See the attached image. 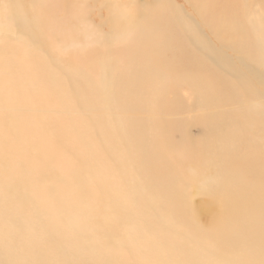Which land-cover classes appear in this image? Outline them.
Masks as SVG:
<instances>
[{
    "label": "bare ground",
    "instance_id": "1",
    "mask_svg": "<svg viewBox=\"0 0 264 264\" xmlns=\"http://www.w3.org/2000/svg\"><path fill=\"white\" fill-rule=\"evenodd\" d=\"M161 1L143 0L139 3L140 9L150 4V10L145 11L144 17H155L151 30L144 29V23L143 28L119 34L129 21L125 17L126 11H119L117 7L116 11L109 10L111 20L117 19L112 36L104 35L108 47L96 53L94 78L93 74L89 75L90 70L86 73L81 68L72 67L68 60L73 59L69 57L66 62L70 69L65 74L49 73L52 67L61 69L63 55L57 46L59 41L52 37L51 26L46 20L51 12L48 4L40 6L29 2L26 7L28 1L25 4L24 0H0V264H193L189 259L176 261L175 253L189 250L188 241L206 237L197 220H207L211 212L207 211L204 202L201 208L194 201L195 196L203 194V191L222 192L221 197L227 200V207L231 210L229 219L219 221L217 226L216 237L223 242L219 250L224 259L210 257V252L215 250L212 246L207 245L205 252H201L203 250L199 246H192L195 248L193 253L199 256L194 264L253 263L259 255L264 256L263 242L256 238L264 235L260 230L264 229V210L255 202L245 204L240 210L241 203L251 195L249 191L244 192L241 182L225 178L218 168L216 186L205 181V187L199 192L193 184L200 177L193 163L195 158L192 154L199 151L196 147L191 149L195 143L193 137L183 134L185 136L178 145L170 135L171 124H165L169 129L165 132V147L175 152L166 154L168 160L165 162V151L157 143L153 125L147 123L142 115L135 114L139 108L145 115L155 110L148 115L154 120L158 110H166L169 103L165 97L167 87L178 78L184 82V92L189 93V110L203 112L216 107L215 104L219 106L211 96L207 97V88L214 87V95L218 91L226 97V88L236 73L248 76L246 86H250L254 78L258 91L264 93V21L248 23L247 14L239 8L235 15L222 18L221 25L217 20L202 15L200 4L205 0H191V8L200 24L191 16H188L190 23H185L180 18L182 12L185 13L183 6L171 12L162 11ZM70 4L76 6L73 2ZM57 19H52L54 26L58 25ZM176 19L182 26V35L176 29ZM230 21L236 25L237 37L247 35L248 38L237 41L235 45L225 44L220 39L219 47L209 37L216 40L226 32L233 35ZM120 45L126 47L125 52L119 48ZM139 46L145 52L151 53L152 50L158 54L155 59L158 74L153 73L155 69L151 66L154 62L146 59L147 54L135 52ZM227 50L239 55L237 64ZM162 53L170 55V59H162ZM217 56L225 57L218 61L222 68L216 63L215 73L199 77L198 70L204 72ZM134 64L138 67L135 68ZM162 65L179 73L174 76L162 74ZM63 69L66 70L65 66ZM185 71L197 72L191 78L183 76ZM216 74L220 78L218 83ZM223 75L226 76L225 82ZM10 77H16V82H8ZM211 80L216 84H209ZM154 91H158L159 96ZM132 97L135 98L131 100ZM235 99L234 115L248 119L261 117L264 121V106L250 101L251 98L247 99L241 93H236ZM155 103L159 105L158 110ZM69 111H74L82 122V130L77 135L70 132L62 134V126L57 125V116L66 115ZM83 112L86 117L80 116ZM255 132L259 131L255 128ZM236 134L240 135L239 131ZM86 136H93V139L86 141ZM250 137L249 140L256 138ZM141 144L143 147H139ZM29 146L44 149L32 153ZM240 147L244 148L241 143ZM134 149L137 150L138 163L131 162L135 160ZM235 151L232 146L229 153L234 154ZM59 156L67 158L62 161ZM249 157L252 160L253 156ZM146 163H151L152 169L144 174ZM174 166L178 172L170 173ZM65 167L68 170L63 173ZM248 168L250 166L246 169L249 171ZM104 170L117 173V184L113 190L111 184H102L100 172ZM125 179L128 180L126 186ZM43 182L45 184L42 185ZM182 187H185L184 192H180ZM145 190L148 193L143 200L140 194L144 195ZM119 191L120 194L117 193ZM110 193L113 196L106 197ZM45 199L50 210L44 207ZM258 199L261 202L262 196ZM148 207L151 210H144ZM252 208L257 211L250 210ZM132 213L144 216L143 223L139 217L133 220ZM212 220L213 226L216 225L217 220ZM143 240L146 242L142 246ZM161 246L166 247L162 252L164 260L156 261L155 255ZM254 264H264V261Z\"/></svg>",
    "mask_w": 264,
    "mask_h": 264
},
{
    "label": "rangeland",
    "instance_id": "2",
    "mask_svg": "<svg viewBox=\"0 0 264 264\" xmlns=\"http://www.w3.org/2000/svg\"><path fill=\"white\" fill-rule=\"evenodd\" d=\"M27 1H28V3L30 2L32 5L33 4H39L40 6L42 5V3L43 4L46 3L50 6V9H51V12L49 13V15H47L48 18L46 20L48 21L47 23L51 26L49 28V30H50L51 34H53L52 37L53 38L56 37L55 40L57 39L59 41V44L57 46L59 47V49L61 50V53L63 55V61H62L63 66L61 67L62 70L60 69L59 66L52 67V69L49 70L50 71L49 73H51V72L53 73L54 71H57L58 73L61 72V73L65 74V72L70 69V66L66 62V60H68V57H69V58H72L74 60V61L68 60V61H71L72 67L75 66L76 68H81L86 73L90 70L91 72L89 71V73H90L89 75L91 76L93 74L92 77H94V78L96 77V71H94L97 69L96 53L99 54L102 50H104V47L105 48L108 47L106 45V40L104 39V35L112 36L113 26L115 27L114 22L117 19L116 18L115 20L114 19L111 20V15L109 14V10L116 11V7H117V9L119 11H126L125 17L129 20L128 21L129 23L128 22L126 23L125 28L123 29L122 33H119V34L128 33V32H131L133 30L136 31L138 28H143L142 25H144V23H145L144 29L147 30V28H148V30H151L150 26H152L153 20L155 19V17H153V16L144 17V15H146L145 11L150 10V4L143 9H140L139 3H140V1H143V0H77V1L76 0H48V1L47 0H27ZM27 1L24 0L25 4L27 3ZM145 1H147V0H145ZM70 2H73L76 6L71 5ZM28 3L26 4V7H28V5H30V3L29 4ZM68 4H69L68 7H64L65 5H68ZM132 4H134V5H132ZM192 4H193V2L191 0H162L160 2V9L162 11L165 10L167 12H171L172 9H179V6L181 5L185 9L186 14L184 12H182V10L180 9L182 12V15L180 16V18H182L185 23H190L188 16H191V18L197 20L198 23L200 24V21L196 18V15L194 14V11L191 8ZM61 5H63V6H61ZM108 5H110V6H108ZM128 5H129V7H128ZM130 7H132V9ZM155 7H157V4ZM200 7H201V13L203 16L211 17V19L217 20L219 22V24H221V25L223 24L222 18H227V17H230L232 15H235V13H237V10L239 8L243 9L244 12L247 14V16H248L247 22L248 23H254L258 20L264 21V16H263L264 15V0H205L204 2H202L200 4ZM100 12H102V13H100ZM76 13H78V14H76ZM126 13H128V14H126ZM113 15H115L117 17L116 12H114ZM56 17L58 18L57 19L58 25L54 26V24L52 23V19L56 18ZM76 17H78L79 19L77 20ZM103 18H104V20H103ZM198 18H200V17L198 16ZM61 19H63V20H61ZM105 20H107V21H105ZM131 20H133V21H131ZM71 22L73 23V25ZM146 22H149V23L147 24ZM175 22H176L177 31L179 33H181V35H182V33H183L182 32V26H180L178 24L177 19L175 20ZM106 23H108V24H106ZM64 24H65V26H64ZM230 25H231V28L233 31V35L231 33L226 32V33H223L221 36L219 35L216 40L212 39L209 36L208 37L214 42V44H216L219 47L221 46V40L225 44H228L230 42L231 44L235 45V43L237 41L242 42V40H245L248 38L247 35L237 37L236 29L234 28V27H236V25L231 23V21H230ZM63 27H65V28L63 29ZM93 28H97V29H93ZM92 31H94V32H92ZM99 39H100V42L98 41ZM74 40L76 41L77 44L74 42ZM71 42H72V44H71ZM93 44H95L96 47L97 46L98 47L96 48ZM103 44H104V46H103ZM66 48H68V49H66ZM98 48L101 49L99 52H98V50H99ZM119 48L125 52V49H126L125 46L120 45ZM70 49H71V51H70ZM67 50H68V52H67ZM127 50L129 52H131V50L128 46H127ZM227 51L231 56L235 57V60L236 59L238 60L239 55H237L233 51H229V50H227ZM135 52H137V54H139V55H141V54L146 55L147 54L146 59H148L149 61H152L154 63L156 62L155 59L158 57V54L154 53V51H152V50H151V53L149 51H147V52L143 51L141 49V46H139L138 51L136 50ZM74 54L76 55V57ZM79 55H81V56H79ZM129 55H131V54H129ZM149 55H150V58H149ZM64 56H66L67 58ZM163 57H165L166 60H167V58H168V60L170 59L169 58L170 55L166 56V54H165V56H164V53L161 54L162 59H163ZM74 58H76V59H74ZM224 59H225L224 56H217V57L213 58L211 65L204 72H201L199 70H198V72L197 71H194V72L185 71V72H183V76L193 78V75H196V72H197L199 74V77L205 78L206 77L205 73H215V66L214 65L216 63L219 67L222 68L221 64L218 61L224 60ZM237 60H236L235 64H237ZM79 63L82 65H80ZM154 63L151 66V68L155 69L153 71L154 74H158V68L156 66L157 64L156 63L154 64ZM159 64H162V63H159ZM89 65H90V67H89ZM136 65H138V64H134L135 68L138 67ZM64 66H65L66 70L63 69ZM68 66H69V68H68ZM131 66H132V63L130 62V67ZM162 66H163L161 68L162 74H165L168 76H174L175 74L179 73L178 71H174V69L171 67H168V70H167L165 65H162ZM53 68H54V70H53ZM208 69H210L211 71ZM145 72H147V70ZM37 76L38 75H36L35 78H37ZM247 77L248 76H246L244 74L236 73L234 76V79H232L230 81V86L228 88H226V95H227L226 97L221 96L218 93V91H216V94H215L216 96H215L214 95L215 90H213L214 87H210V89L208 87L207 88L208 90L206 92L205 91L204 92L205 93L208 92L206 94V95L209 94L207 97L211 96V98L213 100L218 102L219 106H217L215 104L216 107L211 108V109L206 110V111H203V112L199 109L198 110L197 109L189 110V105H190V99H189V95H188L189 93L184 92V90H185L184 89V82H182L183 81L182 78H178L177 80L172 81L170 87H167L168 88L167 89V95L165 97L169 101V103H167L166 110L163 109V111H160V110H158L159 105L157 103L154 104V106L159 111V112H157L158 117L154 116V120H152L148 115L153 113L155 110L152 112H149L148 114L145 115V114L140 113L141 108H139L138 111L135 112V114L138 116L142 115L145 119H147V121H148L147 123H150L151 126L153 125L155 131L157 132V139H156L158 141L157 143L160 146L162 145L161 147L164 148V151H165V154H164V161L165 162H167V160H168L167 155H169L171 153L172 154L175 153L171 148L165 147V144H164V140L167 137L165 135V132L166 131L168 132V130H169V129H167V125H169V124L172 125V126L170 125V135L173 136V138L175 139L176 142L178 141L176 143L178 145H179V142H181L183 137L185 136L183 134H188L189 136L193 137V142H195V143L192 144L191 149H192V147L194 149L196 147L199 151H197L196 154H192L191 150H189L188 155L190 154L189 156L191 157V154H192L195 158V161H193L194 168L197 169L200 177L196 178L195 181L193 182V184H194V187L196 186L195 188L198 189L199 192H200V188L202 189L203 187H205V181L206 182L210 181L211 185L213 184L212 186H216L217 179L219 178V177H216V175H218V170H219V171H222L225 178L229 177V178L236 179V180L238 179V181L241 182V185L244 189V192L245 191L250 192L251 195H250V197H248L249 199L246 201H243L241 203L242 207L240 208V210H243L245 204L247 205L250 202L257 203L258 205H260L259 208L261 210H264V171H263L264 170V168H263L264 167V149H263L264 148V146H263L264 145V140H263L264 139V135H263L264 133H262L264 131V129H263L264 128L263 127L264 121H262L261 117H258L259 119L256 117H255L256 119L251 118V117L248 119V118L241 117L238 114H235V115L233 114L234 113V107H235V105H233V104H236V106H237V103H236L237 100L235 99L236 93H241L245 98H247V99L251 98L250 101L253 100L254 102L259 103L262 106H264V93H260L258 91L257 86H256L257 82L255 81L254 78L252 79L253 81L250 82V86L249 85L246 86L247 85ZM223 78H224V82H225L226 76L223 75ZM16 79H17L16 77H10V80L7 79V81L10 83L16 82ZM218 80H220L219 74H216V83H218ZM31 81L34 82L33 80H31ZM207 82H208V80H207ZM232 82H234V83H232ZM237 82H239V83H237ZM210 83L216 84L212 80L209 81V84ZM48 84H50V83L48 82ZM251 86H253V87H251ZM157 88H158V85H157ZM262 89L264 90V87H262ZM127 90H129V89H127ZM154 92L156 93L157 96H159L158 91H154ZM159 92L161 93V91H159ZM212 94L214 97L212 96ZM133 98H135V97H132L131 100ZM186 103H187V105L185 106ZM259 104H257V105H259ZM74 114H75L74 111L73 112L69 111L66 115L65 114L64 115L59 114L57 116V125H59L60 127L62 126L61 131H63V130L65 131V132L63 131L62 134L63 133L68 134V132H70V134L73 133L72 135H77L82 130V122L81 121L79 122L78 115L77 114L74 115ZM194 114H196V115H194ZM80 116L86 117L85 112L81 113ZM210 117H212V118H210ZM209 118L211 120H208ZM161 119H163V122ZM234 119H236V120H234ZM252 119H253V122H251ZM254 120H256V122H254ZM260 121L263 123L259 124ZM244 122L247 124L246 126H245ZM206 123H208L209 127L206 125ZM165 124H167V125L165 126ZM259 125H261L262 128L259 127ZM240 126H241V128H240ZM67 128L69 129V131ZM255 128L257 131H259L257 133H259V135H261V136H259L255 132ZM240 130H241V132H240ZM252 130H254V131H252ZM238 131H239L240 135L236 134ZM248 131H252L251 132L252 135L254 137L256 136V138L253 139L254 141L252 139L249 140L248 137H250L249 135H251V133ZM260 131H262V132H260ZM77 132H79V133H77ZM221 135H222V137H221ZM210 136L212 138H210ZM253 136L250 138H253ZM228 137H229V139H228ZM92 139H93V136H86V141H91ZM159 139H160V141H159ZM209 140H211V141H209ZM227 142H228V144H226ZM203 143H205L204 146H203ZM240 143H241V146H244V148L240 147ZM247 144L252 148L249 147L247 149V146H248ZM253 144H254V146H253ZM256 145H258V146H256ZM103 146H105V145H103ZM141 146L143 147V144H141L139 147H141ZM232 146L236 149L234 154L229 153L231 151ZM219 147H221V148H219ZM29 148H30L32 153H36V152H39V151L44 149V147H31V146H29ZM206 148H208V149H206ZM222 148H223V150H222ZM219 149H220V151H219ZM66 150H68V149H66ZM250 150H251V152H250ZM245 151H246V153H245ZM227 153L230 155L232 154V155L225 157V155ZM242 153L244 154V156ZM252 153H253V155H252ZM238 155H240V156H238ZM249 156H251V157L253 156V158H252L253 161L251 160V158ZM221 157H223V158H221ZM66 158H67L66 156H59V159H61L62 161H64ZM134 158H135V160L131 161V162L132 163H138L139 159H138V154H137L136 149H134ZM218 158H220V159H218ZM248 158L250 161H248ZM132 159H133V157H132ZM214 159H216V164H215ZM242 159H245L246 161L242 160ZM255 160H257L258 162ZM249 162L251 165L248 164ZM253 162L255 165H253ZM211 163H212V165H211ZM227 163H229V165H226ZM150 165H151V163L150 164L146 163L144 165V169H143L144 174H147V172L152 169V165L151 166ZM262 165H263V167H262ZM45 166H47V165H45ZM249 166H250V168H248L249 169V171H248L246 169ZM47 167L50 168V166H47ZM215 168H216V170H215ZM224 168H225V170H223ZM67 170H68V167H65L63 169V173H66ZM170 170H171L170 173H172V171L178 172L177 166L172 167V169H170ZM229 170H231V171H229ZM244 170H246V171H244ZM167 172H169V171H167ZM167 172H165V173H167ZM214 173H216V174H214ZM234 173H236V174H234ZM201 174H202V177H201ZM254 174H255V176H254ZM234 175H235V177L237 176V178H235ZM100 176L103 178V182H102L103 186H107V185L111 184L112 186L110 185V188H111V190H113L115 187V184H117V173L105 172V170H104L103 172H100ZM118 176H119L118 177L119 180H121L120 175H118ZM43 177H45V176L43 175ZM62 177H65V176H62ZM179 178H180V176H179ZM239 178H241V179H239ZM114 179H116V180H114ZM127 179H129V177ZM203 180H204V182H203ZM121 181H123V180H121ZM121 181H119V183H121ZM195 183H197V185ZM43 184H45V182H43L42 185ZM125 184L128 185V180H126V179L124 182V186H126ZM146 188L148 190V186ZM251 188H253V189H251ZM147 190H145L144 195L140 194L141 198L143 200H144L145 196L147 195L148 191H151V190H148V191ZM184 191H185V187H182L180 189V192H184ZM117 193L120 194V191ZM110 194H107L106 197L113 196L112 193H110ZM178 194L179 193L177 192L176 196ZM200 194L201 193H199V195ZM199 195L195 196L194 201L198 202L201 208L203 207L202 203L204 202L207 211L211 212L209 214V218H207V220H203V219L197 220V223L199 225H202L201 227L204 228L203 235L204 236L206 235V237H205L206 239L204 237H202L199 239L200 241L199 240L188 241L187 246L190 249L187 251L182 250L181 252H179L177 250L178 252L175 253L176 261L179 259L180 260L189 259L190 262H192L194 264L195 260L199 259V256L195 255L196 253H193L195 251L194 247H196V246H199V248H201L203 250L201 252L207 251V247L212 246L215 250L213 251V253L210 252V254H209L210 257L212 259H216V258L217 259H224L223 253L219 250L221 248L220 244L221 243L223 244V242L220 241L216 237L217 233L219 231V229H217V226L219 224V221L229 219V212L231 209L227 207V200H225L221 197L223 195L222 192H219V191L218 192H212V191L204 192L203 191V194H201V196H199ZM260 196H262L261 202L258 199ZM44 207L46 209L50 210L49 202L47 199H45V201H44ZM144 210H151V208L148 207L147 209H144ZM250 210L257 211V209H253V208ZM131 216H133V218H132L133 220H135L136 218L139 217L140 222H142V223H143L142 217L145 219L144 216H140L139 214H133L132 213ZM212 218L217 220L216 225H214V226H213L214 221L212 220ZM260 230L264 231L263 228H261ZM256 238L261 243L263 242L262 244L264 245V235L259 236V238L258 237H256ZM141 242H142V246H143L144 243L146 242V240H143ZM222 244H221V246H222ZM192 246H194V247H192ZM140 247L141 246H138L137 248H140ZM165 248L166 247H163V246L160 247L159 252L155 255L156 261L164 260L162 258V252ZM260 257L264 258V256L259 255L258 257H256L254 259L253 263L239 262L238 264H254L257 261L263 262L264 259L263 258L261 259ZM170 260H171V258H170ZM231 264H237V263H231Z\"/></svg>",
    "mask_w": 264,
    "mask_h": 264
}]
</instances>
